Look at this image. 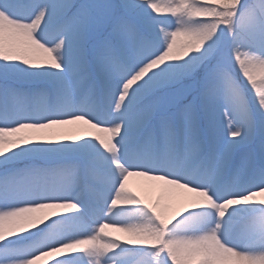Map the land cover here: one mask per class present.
Segmentation results:
<instances>
[{
  "label": "snow or ice",
  "instance_id": "6c2138e0",
  "mask_svg": "<svg viewBox=\"0 0 264 264\" xmlns=\"http://www.w3.org/2000/svg\"><path fill=\"white\" fill-rule=\"evenodd\" d=\"M0 264H264V0H0Z\"/></svg>",
  "mask_w": 264,
  "mask_h": 264
},
{
  "label": "bare ground",
  "instance_id": "6f19581e",
  "mask_svg": "<svg viewBox=\"0 0 264 264\" xmlns=\"http://www.w3.org/2000/svg\"><path fill=\"white\" fill-rule=\"evenodd\" d=\"M129 183L131 186H133L135 188L140 184V179L136 178V177L130 178Z\"/></svg>",
  "mask_w": 264,
  "mask_h": 264
}]
</instances>
